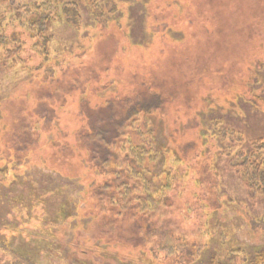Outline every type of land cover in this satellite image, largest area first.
<instances>
[{
	"label": "rangeland",
	"instance_id": "374dc122",
	"mask_svg": "<svg viewBox=\"0 0 264 264\" xmlns=\"http://www.w3.org/2000/svg\"><path fill=\"white\" fill-rule=\"evenodd\" d=\"M43 1L0 6V148L27 145L28 174L5 192L36 189L37 198L47 200V190L60 187L71 199V215L57 240L41 248L20 241L35 258L31 264H212L214 255L216 262L243 264L229 254L239 248L264 252V196L251 195L221 159L235 134L241 137L236 148L264 140V0H45L55 10L46 30L30 24ZM205 9L210 15L216 10L214 27L202 19ZM144 79L163 90L167 103L149 115L143 130H153L154 139L166 146L187 142L180 150L194 148L190 151L203 157L197 167L201 186L167 202L171 221H177L168 240L159 239L152 227L154 240H142L130 218L115 222L110 232L98 228L94 211L84 204L79 211L81 185L90 179L69 159V166L60 165L66 162L57 143L65 133L70 140L82 125L81 101L93 107L139 94ZM193 194L212 205L215 228L207 238ZM76 201L81 203L75 206ZM1 208L0 219L6 217ZM140 224L144 230L146 224ZM162 244L174 252H159ZM4 262L9 264L0 255Z\"/></svg>",
	"mask_w": 264,
	"mask_h": 264
},
{
	"label": "trees",
	"instance_id": "16d2710c",
	"mask_svg": "<svg viewBox=\"0 0 264 264\" xmlns=\"http://www.w3.org/2000/svg\"><path fill=\"white\" fill-rule=\"evenodd\" d=\"M14 1L0 0V6L5 3L12 4ZM61 1L55 0L54 3ZM68 9L66 7L67 11ZM38 10L37 20H32L30 24L34 26L37 24L36 27L38 24L42 25V29L46 30L51 17H55L54 7L51 2L44 0ZM208 10L205 9L202 19L209 22V27H214L218 22L216 10L210 9L211 15ZM140 85L142 89L139 94L135 92L114 96L98 106L92 107L87 100H82L80 104L82 125L70 136V140L65 133L60 143H57L61 146V157L66 162L60 165L63 169L64 166H69L70 162L67 161L69 159L73 162L72 165L80 169L82 178L90 179L85 187L81 185L85 189L81 192L84 201L82 203L76 201L75 206L81 203L79 211L84 207L94 211L98 228L102 230L103 226H107L110 232L116 227L115 222L130 218L133 219L132 222L138 223L137 229L141 233L138 237L142 240H154L155 235H158L159 239L168 240L172 235L170 228L172 226L176 229L177 221L174 223L171 221L169 216L173 212L172 206H168L167 202H171L169 198L179 196L187 189L201 186L202 181L197 167L203 157L200 154L196 155L197 151H190L194 148L186 152L180 150V146L187 142L166 146L163 141L158 142L154 139L153 130H143L148 124L149 115L167 101L160 92H163L162 89L155 90L154 86L145 79ZM214 123L215 121L212 124ZM226 134L225 129H222L221 137L227 136ZM234 136V144L229 146L230 150L225 149L223 155L225 159H221L226 160V165L235 169L247 190L252 192L251 195L264 196V140L256 139L250 141L246 148H236L241 137L239 134ZM26 149L27 145H18L3 151L0 148V206L4 207L3 214L6 216L0 219V252H2L0 255L4 256L9 264H31L35 258L24 251L25 248L20 241H26L38 248L45 242L49 244L52 240H57L54 236L59 234L62 223L66 221L64 219L71 215L68 205L71 204L69 203L71 199L67 198L66 190H61L60 187L47 190L46 194L49 195L47 200L37 198L40 196L33 192L36 189L25 188L22 190L24 194L20 192L16 195L10 194L11 196L5 192L8 186L13 183H23V180L28 178L27 167L23 161ZM233 149L234 151L231 152ZM210 166L212 170L213 161ZM42 194L41 192V196ZM193 197L194 203L197 204L195 210L199 212L201 221L199 227L201 225L206 227L202 232L207 238L210 229L215 228L211 225L213 211L208 212L212 205L200 195L198 197L193 194ZM38 201L42 203L38 204ZM82 204H84L83 208ZM187 208L183 206V210ZM191 211L187 210V214ZM176 213L182 218L186 216L181 210ZM140 221L146 224L144 230ZM58 222H61L59 227ZM151 227L155 235L151 232ZM159 228L163 229V232L158 230ZM175 235L173 240L176 239ZM12 242L16 244L15 247ZM50 246L46 245L45 248ZM160 250L166 253L174 252L170 244H162L158 251ZM237 252L229 254L231 261L238 259L243 264H249L252 259L259 264L264 263V252L258 254L253 250L242 248ZM214 256L212 264H226L222 261L216 262Z\"/></svg>",
	"mask_w": 264,
	"mask_h": 264
}]
</instances>
